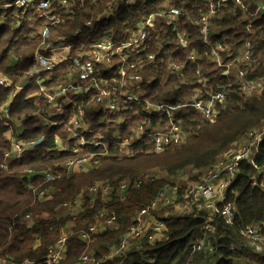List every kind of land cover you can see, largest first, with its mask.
<instances>
[{
    "label": "trees",
    "instance_id": "obj_1",
    "mask_svg": "<svg viewBox=\"0 0 264 264\" xmlns=\"http://www.w3.org/2000/svg\"><path fill=\"white\" fill-rule=\"evenodd\" d=\"M218 1L215 0V8L218 10L213 18L208 17V7L200 0H137L131 6H124L122 0H115L113 8L117 12L114 9L111 11L115 15L106 11L108 0H98L96 3L92 0L77 1L73 14L52 29V37L62 38L72 46V50L67 63L61 67L60 74H44L40 77L50 82L47 86L59 83L58 79L60 83L64 82L63 75L70 69L73 60L79 59L81 51L90 49L97 42L106 39L118 45L136 30L141 19L162 11L165 6L183 13L174 21L161 17L154 19V28L149 31L144 44L145 52L140 55V59L124 52L122 56H114L108 66L101 65L108 69L97 68V75L108 79L116 73L121 57L126 58L129 63H140L143 66L133 70L141 76L139 89L142 95L138 102L128 104L125 112L115 114L94 103L87 105V96L84 95L71 98L77 105L83 103L90 129L94 135L102 134L109 146V154L107 157L94 158L101 169L63 177L43 185L50 195L45 202L39 203L24 187L19 175L25 169L44 170L42 168L56 164L60 167L65 160L73 157L70 153L56 151L54 136H63V126H69L70 113L75 111L71 103L61 101L62 108L70 111L57 114L56 119L63 125L53 128L43 126L33 115L39 108L44 112L50 108L43 100L34 97L35 84L27 77L39 44L40 23H30L28 18L33 10L18 6L19 0H0V17L7 18L0 25V75L28 81L27 87L12 99L8 107V119H0V163L4 154L11 150L6 134L9 132L11 137L14 136L18 124L23 127L18 135L22 143L41 141L11 162L6 169H0L1 258L15 264L25 260L42 264L47 248L55 242L59 230L71 222L74 235L69 237L67 250L59 264H77L85 251H92L96 260L105 259L110 248L117 245L120 238L135 224L137 214L149 207L165 187L175 185L166 177L157 178L154 175L156 169L153 168H161L168 176H177L179 172L190 168L191 180L195 181L196 175L211 168L225 150L264 120V89L260 95L246 96L239 93L235 69L251 70L246 78L261 79L264 83V17L255 13L253 0H242L246 11L240 10L231 1L220 4ZM258 1L264 3V0ZM8 5L12 6L9 8ZM203 18H207L210 24L206 36L211 41L210 45L202 40L203 25L200 21ZM248 22L252 23L250 32L246 30ZM178 37L185 39V48L180 47ZM246 41L251 45L250 68L243 63H234L230 74L223 75L225 69L212 62L210 52L215 45L222 46L225 52L221 57L223 62H227ZM190 52L194 53V62L187 59ZM148 55H154L155 60L148 61ZM228 55L232 57L228 58ZM171 64H176L180 71L171 73ZM199 79L206 80V84L198 83ZM204 87L212 94L223 90L228 93L226 107L218 110L214 122L204 120L197 111L186 105L191 92ZM11 90L10 87H0V106L8 102ZM145 100L151 105L168 104L176 107L172 113V121L186 135L183 142L170 145L162 152L153 150L150 133L165 128L168 123L165 115L145 112ZM103 115L114 120L107 131L104 130L105 124H98L99 117ZM120 116L125 118L123 124L117 123ZM56 119L52 118L57 121ZM133 129L140 131V138L132 143L130 153L119 155L121 142L135 140L131 138ZM263 165L264 139L254 166L241 163L226 191L224 202L234 211L233 224L225 225L221 218L213 216V229L208 234L212 253L197 246L207 219L205 213L177 212L176 206L182 203L180 197L184 190L183 186L178 185L176 200L171 205L151 211L152 216L165 226L162 232L165 240L149 242L145 238L124 255L107 259L100 264H264V256L245 245L241 236L245 227L258 225L264 240V190L252 185L259 170L257 168ZM137 177H143L141 184L137 187L130 185L124 199L114 193L106 202L99 195L93 203L84 198L81 213L75 220L70 217L55 218L56 209L60 205L71 203L89 186L98 182H114L115 188L121 179ZM257 181L260 183L261 178ZM101 211H104L102 216ZM26 214L37 215L40 217L39 222L27 228L21 222ZM109 218H114L112 226L93 235L88 247L79 239L80 231L88 232L91 226Z\"/></svg>",
    "mask_w": 264,
    "mask_h": 264
},
{
    "label": "built area",
    "instance_id": "obj_2",
    "mask_svg": "<svg viewBox=\"0 0 264 264\" xmlns=\"http://www.w3.org/2000/svg\"><path fill=\"white\" fill-rule=\"evenodd\" d=\"M77 1L84 0H19L17 3L21 8H31L33 10V13L28 18L30 23H40V27L38 28L39 46L34 52V64L28 70L27 77L35 84L36 90L33 93L34 97L43 100L45 105L50 108L47 112L39 108L37 113H33V115L43 126L53 128L63 125L61 121L56 119L58 117L57 114H66L70 111L69 109L62 108L60 104L61 101L71 103L75 111V113L72 111L70 113L69 126H63L62 132L65 137L63 138L58 135L54 136L56 151L70 153L73 157L65 160L61 164L60 169H25L19 176V179L23 181L24 187L34 194L35 201L41 198L47 200L50 195L49 190L44 188L36 195L35 187L37 185H45L63 177L86 173L92 169H82L85 164L94 161V158L107 157L109 154V146L105 140H103L102 134L98 133L94 135L93 130L90 129L89 122L84 112L83 103L77 105L75 100H71V98L84 95L87 96V105L94 103L98 106H102V108L108 112H115V114L125 112L128 108V104L138 102L142 95L139 89V85H141L142 82L141 76L134 73L133 70L134 68L141 69L143 66L140 63L137 65L129 63L126 58L121 57V64L116 73L113 77H109L108 79L99 77L97 75V68H101V65L108 66L112 63L114 56H122L124 52L133 54L140 59V55L145 52L144 44L149 37V31L154 28V19L156 17H161L174 21L178 19L179 16L183 15L182 11L170 6H165L162 11L141 19L136 26V30L130 33L127 39L118 45L104 39L92 45L90 49L85 52L80 53L79 59L85 61L82 62L79 59H74L70 69L63 75L64 82L60 83L58 79L59 83L47 86L46 84L50 82L40 77L44 74H60L61 67L67 63L72 50V46L66 44L62 38H50L52 34L51 31L73 14V7ZM92 1L96 3L98 0ZM114 1L115 0H108L107 2L106 11L111 15H115L114 12H111L114 9ZM200 1H203L207 5L208 17H216L218 9L215 8V0ZM227 1L233 2L240 10L245 9L242 0H219L218 3H225ZM136 2L137 0H122L124 6H131ZM253 2L255 5V13H258L259 16L263 15L264 17V4H258V0H253ZM11 6L12 5H8L7 7L10 8ZM114 11L117 12L116 9H114ZM6 21V17H0V25L4 24ZM200 23L203 25L201 28L202 40L207 45H210L211 41H208L206 37L210 24L207 18L201 19ZM18 24L19 22L16 20V25ZM251 27L252 23L248 22L246 24L247 32L251 31ZM178 42L180 47H186V41L183 37H178ZM250 49L251 45L246 41L230 61L223 62L221 54L225 52V49L220 45H215L212 52H210V56L212 62L225 69L223 75L227 76L230 74V69L234 63H243L248 69L250 68ZM227 57L231 58L232 55H228ZM187 59L190 62H194V53L190 52ZM147 60L153 62L155 56L148 55ZM102 68L108 69L107 67ZM170 71L171 73L179 72L180 68L176 64H171ZM250 71L251 70H237V91L246 96L260 95L264 89V83L261 79L248 80L246 77ZM24 82L25 86L10 80L6 75H0V87L12 88L7 100L8 102L0 106V119H8V107L12 99L16 97L19 91L28 85V81L24 80ZM200 82L206 84V80L199 79L198 83ZM193 92L197 95L194 96L193 94L186 105H189L192 109L197 111L204 120L213 121L216 119L218 116L217 108H224L226 105L227 93L225 90L212 94L206 87V89L203 88L201 92L195 89ZM144 104L146 107L145 112L165 115L168 123L165 128L150 133L149 136L151 138L153 150L155 152H162L170 145L180 144L183 141L181 140L182 135H175L176 132H179V127L172 121V113L176 107L174 108L168 104L151 105L146 100ZM52 118L57 121L52 120ZM124 121L125 118L122 116L117 119L118 124H123ZM112 122H114V120L107 118V115L100 116L98 119V124H105V131H107L109 124ZM22 131L23 127H21L20 130L16 129L15 135L12 137L8 132L7 138H9L11 144V150L4 154V162L0 164V168H5L7 164L17 160L24 152L41 143V141L22 143L18 138V135ZM246 135V141L239 148L225 153L224 157L211 167L199 181L185 188L180 197L182 203L176 206L180 214L192 213L194 211L200 214L205 213L207 219L203 225L202 236L197 240V246L199 249H206L208 253H212L208 234L211 233L213 229L211 225L213 216L221 218L225 225H232L234 222V211L230 205L224 202L225 194L234 180L241 163L254 166L260 144L264 139V120L258 127L249 130ZM132 138L135 140L120 143L118 150L120 155H122V153H130V147L133 142H136L140 138V133ZM54 166L56 167L57 164ZM257 169L259 170L253 178L252 185L260 186L264 190V165ZM258 178H261L260 183L257 181ZM141 182V180H136L133 183H119L116 188L110 187V191L106 196L102 195V192L105 191V187L101 190L97 187H91L87 190L86 199L93 203L97 195L104 199H110L111 194L114 193V195L120 197L123 194L121 193L122 190H127L130 185L137 187ZM176 189L177 187L171 188V194L169 198L164 201L163 208L171 205L176 200ZM98 191L99 193H97ZM164 193L165 189H163L151 202L149 207L141 210L137 214L134 219L135 224L130 228L127 234L120 238L117 245L110 248V252L105 259L96 260L92 251H85L79 257L77 264H100L107 259L124 255L132 246L139 244L145 238L149 242H153L154 236L159 233L162 234L165 230L164 224L151 215V211H158L160 197ZM66 204L67 203L62 204L60 207H66ZM103 212L104 211L100 212L101 216ZM147 216L153 217V222L148 227L143 224V219ZM32 217L33 215L29 216V214H26L21 218V222H23L27 228H31L35 225V223L30 222ZM113 220L114 218H109L104 222H100L99 225L91 226L88 232H82L79 235V239L88 247L91 237L98 234L106 227L112 226ZM241 236L245 245L251 247L255 253L264 256V240L258 225L245 227L241 231ZM67 241V236H61L55 244L48 247L42 264H59L67 250ZM3 262L10 264L7 261ZM20 264L25 263L23 262Z\"/></svg>",
    "mask_w": 264,
    "mask_h": 264
},
{
    "label": "rangeland",
    "instance_id": "obj_3",
    "mask_svg": "<svg viewBox=\"0 0 264 264\" xmlns=\"http://www.w3.org/2000/svg\"><path fill=\"white\" fill-rule=\"evenodd\" d=\"M258 4H262L263 2H260V1H258L257 2ZM264 4V3H263ZM52 35L53 34H51V36H50V38H52ZM38 46H39V44H38ZM37 46V47H38ZM83 52H85V51H81L80 53H83ZM88 53V52H87ZM238 65V64H237ZM238 67V66H237ZM235 69H237L238 70V68H235ZM237 70H236V72H237ZM10 80H13V78H11V77H8ZM16 79H21V78H16ZM63 83V82H62ZM205 89H206V87H204ZM195 90H198V91H202L203 90V88H201V89H195ZM227 93V92H226ZM193 94H194V96H196L197 94L195 93V92H191V96H190V98L189 99H191L192 98V96H193ZM32 96H33V94H32ZM227 96H228V93H227ZM226 107V106H225ZM224 107V108H225ZM223 108V109H224ZM217 110H220V107H219V109H217ZM216 119H217V117H216ZM216 119H214L213 121H211V122H214ZM18 122H22V121H18ZM262 123V122H261ZM260 123V124H261ZM259 124V125H260ZM258 125V126H259ZM258 126H256V127H258ZM256 127H254V128H256ZM253 129V128H252ZM258 129H261V128H258ZM16 130V129H15ZM251 130V129H250ZM255 130V129H254ZM138 133H140V131H138V130H136V129H133V135L131 136V138L132 137H135V136H137V134ZM8 134V133H7ZM6 134V135H7ZM177 134H181L182 135V137H181V140H183L184 141V137L186 136V135H184V133L180 130V128H179V132H176L175 133V135H177ZM246 135V134H245ZM243 136L242 138H240L239 140H237L236 142H234L227 150H225L222 154H221V156L219 157V159L216 161V163L215 164H217V162L219 161V160H221L223 157H224V155H225V153H227L228 151H230V150H235V149H237V148H239L245 141H246V136ZM182 141V142H183ZM120 155V154H119ZM122 155H126L125 153H122ZM4 161V160H3ZM214 164V165H215ZM213 165V166H214ZM212 166V167H213ZM0 169H2V168H0ZM42 169H60V167H58V165L55 167L54 165H48V166H46L45 168H42ZM82 169H101V166H100V164L98 163V161H90L89 163H87V164H85V166H83V168ZM153 169H156V171H154V175L158 178V177H160V178H167L168 180H170L172 183H174L175 185H179V186H183L184 187V190H185V188L187 187V186H189L190 184H192V183H195V182H197V181H199L202 177H203V175L210 169V168H207V169H205L204 171H202L201 173H200V175H196L197 173H195V175H196V177H197V179L195 180V181H192L191 180V177H192V172H191V170H189L190 168H188V170H184V171H182V172H179L178 173V175L175 177V176H168L167 175V173L166 172H164L163 170H161V168H159V167H155V168H153ZM20 176V175H19ZM170 177V178H169ZM174 177V178H173ZM134 180H143V177H137V178H126V179H121V181H119L118 182V184L119 183H122V182H131V181H134ZM114 182H111V183H105V184H103L102 182H98V183H96L95 185H92V186H89L88 188H86V189H84V190H82L79 194H78V196L71 202V203H67L66 204V207H58L57 209H56V217L57 218H63V217H70L71 219L73 218L74 220L77 218V215L79 214V213H81V210H82V204H83V201H84V198L81 196L82 195V193L83 192H86L88 189H90L91 187H97L99 190H101L102 188H104V192H102V195H104V196H106V194L110 191V187H112V188H114L113 187V185H115V184H113ZM118 184H117V186H118ZM116 186V187H117ZM115 187V188H116ZM173 187V186H172ZM172 187H165V188H172ZM164 188V189H165ZM43 189V185L42 184H39V185H37L36 187H35V194L37 195L38 194V192L39 191H41ZM129 189V188H128ZM128 189L127 190H122L121 191V193H123L120 197H122L123 199L125 198V196H126V194H127V191H128ZM183 190V191H184ZM48 192V191H47ZM162 192V191H161ZM160 192V193H161ZM34 195V194H33ZM34 198V197H33ZM46 201V199L45 198H41L40 200H38V201H36V202H39V203H43V202H45ZM37 212V211H36ZM178 212V211H177ZM189 212V211H188ZM31 214H29V216H30ZM152 215V214H151ZM59 216V217H58ZM39 219H40V217L38 218V216L37 215H33V217L31 218V220H30V222L31 223H38L39 222ZM99 222H102L101 220L99 221ZM99 222L96 224V225H99ZM146 223H148V222H146ZM72 227H73V224L71 223V222H69L68 223V226L66 227H62L60 230H59V232H58V236H57V238L55 239V242H53V244H55L56 243V241L61 237V236H67V240L69 239V237L70 236H72V235H74V232H73V230H72ZM82 232L80 231L79 233H78V236L81 234ZM52 244V245H53ZM51 246V245H50ZM49 246V247H50ZM3 261H5L3 258H1L0 257V264H6V262H3ZM8 262H10V264H15L14 262H12V261H8ZM24 263L25 264H28V263H33V262H30V261H27V260H25L24 261Z\"/></svg>",
    "mask_w": 264,
    "mask_h": 264
},
{
    "label": "crops",
    "instance_id": "obj_4",
    "mask_svg": "<svg viewBox=\"0 0 264 264\" xmlns=\"http://www.w3.org/2000/svg\"><path fill=\"white\" fill-rule=\"evenodd\" d=\"M12 81H16L18 84H22V85H24L25 86V82H24V80H19V79H13ZM21 127L22 126H20L19 124L16 126V129H18V130H20L21 129ZM63 131V130H62ZM63 133V132H62ZM58 136H60V137H65L64 135L63 136H61V135H58ZM178 185H174L173 187H177ZM170 194H171V189L170 188H165V193L160 197V201H159V206H158V210H160V209H162L163 207V203H164V201L166 200V199H168L169 198V196H170ZM83 198H87L86 196H87V191L86 192H83L82 193V195H81ZM104 202H106L108 199H104V198H101ZM59 217V216H58ZM55 218H57L56 217V213H55ZM146 222H148V223H146ZM153 222V217L152 216H147V217H144V219H143V224H144V226H146V227H148L151 223ZM67 226H68V224H67ZM66 226V227H67ZM165 240V236L163 235V234H161V233H159V234H156L155 236H154V240H153V242H161V241H164Z\"/></svg>",
    "mask_w": 264,
    "mask_h": 264
},
{
    "label": "clouds",
    "instance_id": "obj_5",
    "mask_svg": "<svg viewBox=\"0 0 264 264\" xmlns=\"http://www.w3.org/2000/svg\"><path fill=\"white\" fill-rule=\"evenodd\" d=\"M3 160H4V159H3ZM3 162H4V161H2L1 163H3ZM1 163H0V164H1ZM9 164H10V163H9ZM9 164H7V165H6V167H5V168H2V169H6V168H7V166H8Z\"/></svg>",
    "mask_w": 264,
    "mask_h": 264
}]
</instances>
